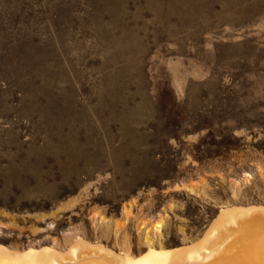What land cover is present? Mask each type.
<instances>
[{"label": "rangeland", "instance_id": "rangeland-1", "mask_svg": "<svg viewBox=\"0 0 264 264\" xmlns=\"http://www.w3.org/2000/svg\"><path fill=\"white\" fill-rule=\"evenodd\" d=\"M251 206L264 0H0V245L137 258Z\"/></svg>", "mask_w": 264, "mask_h": 264}, {"label": "bare ground", "instance_id": "bare-ground-1", "mask_svg": "<svg viewBox=\"0 0 264 264\" xmlns=\"http://www.w3.org/2000/svg\"><path fill=\"white\" fill-rule=\"evenodd\" d=\"M0 264H264V206L222 210L201 242L186 248L151 249L133 258L84 240L66 253L48 246L14 252L0 245Z\"/></svg>", "mask_w": 264, "mask_h": 264}]
</instances>
